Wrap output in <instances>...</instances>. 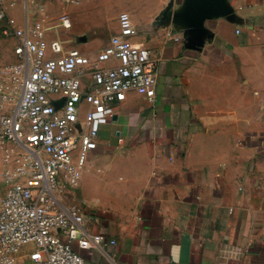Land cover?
Instances as JSON below:
<instances>
[{"label":"crops","instance_id":"1","mask_svg":"<svg viewBox=\"0 0 264 264\" xmlns=\"http://www.w3.org/2000/svg\"><path fill=\"white\" fill-rule=\"evenodd\" d=\"M15 2L18 26L92 58L130 24L157 69L156 96L116 102L82 171L75 200L114 241L86 264H264V0ZM3 38L0 65L18 62Z\"/></svg>","mask_w":264,"mask_h":264},{"label":"built area","instance_id":"2","mask_svg":"<svg viewBox=\"0 0 264 264\" xmlns=\"http://www.w3.org/2000/svg\"><path fill=\"white\" fill-rule=\"evenodd\" d=\"M15 1L0 0V33L16 39L19 58L6 72L15 81L23 74L15 105L0 117V146L13 143L19 150L1 203L0 264H86L82 250L114 241L90 231L95 217L75 200L82 171L116 102L132 90L156 96L157 69L151 49L132 41L138 30L130 24L92 58L48 40L41 23L18 26L8 12ZM61 22L72 25L68 16ZM111 60L117 63L103 65ZM83 102L91 106L88 130L79 120Z\"/></svg>","mask_w":264,"mask_h":264},{"label":"rangeland","instance_id":"3","mask_svg":"<svg viewBox=\"0 0 264 264\" xmlns=\"http://www.w3.org/2000/svg\"><path fill=\"white\" fill-rule=\"evenodd\" d=\"M45 35L47 38H53V36L47 35V29L44 27ZM0 37L5 40H10L12 38L2 36ZM15 63H8L5 65H0V117L11 110L15 105L17 98L19 96L20 82L23 80V74L20 73L19 78L15 81L13 75L6 72V66ZM6 94L7 98L4 97ZM19 150L13 143H6L0 146V209L1 203L7 194L9 186L11 185L6 180L7 172L14 167L18 160ZM22 258L25 257V252L21 254Z\"/></svg>","mask_w":264,"mask_h":264}]
</instances>
